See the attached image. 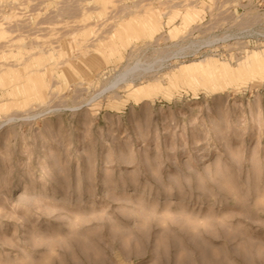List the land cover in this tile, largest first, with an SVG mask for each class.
Listing matches in <instances>:
<instances>
[{"label": "rangeland", "instance_id": "obj_1", "mask_svg": "<svg viewBox=\"0 0 264 264\" xmlns=\"http://www.w3.org/2000/svg\"><path fill=\"white\" fill-rule=\"evenodd\" d=\"M0 264H264V0H0Z\"/></svg>", "mask_w": 264, "mask_h": 264}]
</instances>
